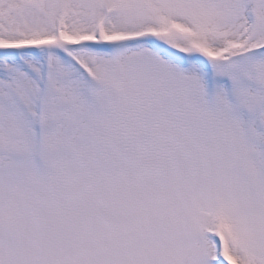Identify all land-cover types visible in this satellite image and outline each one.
I'll return each mask as SVG.
<instances>
[{"label":"snow or ice","instance_id":"snow-or-ice-1","mask_svg":"<svg viewBox=\"0 0 264 264\" xmlns=\"http://www.w3.org/2000/svg\"><path fill=\"white\" fill-rule=\"evenodd\" d=\"M0 264H264V0H0Z\"/></svg>","mask_w":264,"mask_h":264}]
</instances>
